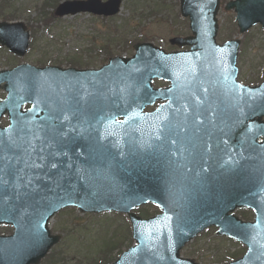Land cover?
<instances>
[{
  "label": "water",
  "instance_id": "water-1",
  "mask_svg": "<svg viewBox=\"0 0 264 264\" xmlns=\"http://www.w3.org/2000/svg\"><path fill=\"white\" fill-rule=\"evenodd\" d=\"M120 5L66 1L55 15L112 16ZM219 6L220 0H180L193 35L171 42L190 45V51L166 53L139 43L135 55L111 58L99 70L26 64L0 71L9 92L0 117L8 113L11 122L0 127V224L14 227L12 235H0V264H39L60 239L48 222L66 206L127 214L136 245L111 264H193L180 258V249L212 224L249 248L230 264H264V143L256 142L264 135V85L236 84L239 40L216 43ZM225 9L236 12L240 33L257 22L264 28V0H232ZM29 38L23 22H0V45L13 53L23 56ZM154 78L172 85L154 89ZM166 98L143 115L146 106ZM25 103L33 105L22 111ZM179 113L218 115L209 131L229 141L224 208L222 196L211 197L223 183L213 184L209 199L180 187L177 161L191 145L173 129L177 119L168 130L161 124L162 115ZM183 189L189 191L183 195ZM148 202L163 213L144 220L132 212ZM243 206L255 210V222L229 215ZM221 208L223 217L216 214Z\"/></svg>",
  "mask_w": 264,
  "mask_h": 264
},
{
  "label": "rangeland",
  "instance_id": "rangeland-1",
  "mask_svg": "<svg viewBox=\"0 0 264 264\" xmlns=\"http://www.w3.org/2000/svg\"><path fill=\"white\" fill-rule=\"evenodd\" d=\"M227 1L222 0V4ZM44 2L0 0V21H22L31 33L30 47L23 58L0 47V68L22 62L98 68L111 56H131L137 42L148 41L173 51L177 48L170 45L171 38L190 35L188 19L180 16L179 0H122L119 14L109 18L86 13L58 18L54 15L58 4L51 7ZM218 20V42L241 38L238 79L249 85L259 84L264 80V33L260 26L239 35L235 14L224 11L223 5ZM154 85L160 87L165 83L155 81ZM156 106L157 103L146 110ZM134 212L150 217L160 211L146 205ZM246 216L248 220L254 218L251 213ZM50 229L53 234L61 235V239L40 264H94L96 259L97 263L101 261L104 251V259L110 253L113 259L133 243L130 224L120 213H80L77 208H67L51 219ZM2 233L11 234L12 229L4 228ZM244 249L241 244L209 231L186 245L181 254L200 263H213L240 257Z\"/></svg>",
  "mask_w": 264,
  "mask_h": 264
},
{
  "label": "flooded vegetation",
  "instance_id": "flooded-vegetation-1",
  "mask_svg": "<svg viewBox=\"0 0 264 264\" xmlns=\"http://www.w3.org/2000/svg\"><path fill=\"white\" fill-rule=\"evenodd\" d=\"M0 97H4L2 92H0ZM202 152L203 153L201 154V157H200L201 161H198L199 160V153L197 151V153H196V158H197L196 163L201 164V165H206L208 163V161H206L205 158L209 159L210 154H209V151H202Z\"/></svg>",
  "mask_w": 264,
  "mask_h": 264
},
{
  "label": "trees",
  "instance_id": "trees-1",
  "mask_svg": "<svg viewBox=\"0 0 264 264\" xmlns=\"http://www.w3.org/2000/svg\"><path fill=\"white\" fill-rule=\"evenodd\" d=\"M61 0H45L44 4H50L51 7H54L57 5ZM57 3V4H56ZM110 257V255H108Z\"/></svg>",
  "mask_w": 264,
  "mask_h": 264
}]
</instances>
